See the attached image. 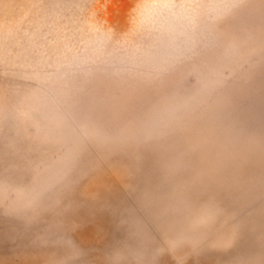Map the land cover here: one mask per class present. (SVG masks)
<instances>
[{"label": "rangeland", "instance_id": "374dc122", "mask_svg": "<svg viewBox=\"0 0 264 264\" xmlns=\"http://www.w3.org/2000/svg\"><path fill=\"white\" fill-rule=\"evenodd\" d=\"M0 264H264V0H0Z\"/></svg>", "mask_w": 264, "mask_h": 264}, {"label": "bare ground", "instance_id": "6f19581e", "mask_svg": "<svg viewBox=\"0 0 264 264\" xmlns=\"http://www.w3.org/2000/svg\"><path fill=\"white\" fill-rule=\"evenodd\" d=\"M132 177H133V175H132ZM185 194H186V192H185ZM181 197H182V196H181ZM169 204H170V203H169ZM160 205H161V204H160ZM174 205H175V204H174ZM174 205H172V207H175ZM162 206H163V205H162ZM166 206H167V205H166ZM166 206H165V207H166ZM167 208H168V207H167ZM169 208H171V205H170ZM173 209H175V208H172V210H173ZM168 210H171V209H168ZM172 210H171V211H172ZM176 210H177V209H175V210H173V211H175V212L177 213ZM166 211H167V210H166ZM173 211H172V212H173ZM179 211H180V210H179ZM179 211H178V212H179ZM167 212H168V211H167ZM169 212H170V211H169ZM197 212H198V211H197ZM182 213H183V212H181V213H179V214H182ZM185 213H186V212H185ZM165 214H166V213H165ZM179 214H178V215H179ZM197 214H198V213H197ZM199 214H200V213H199ZM176 215H177V214H176ZM178 215H177V216H178ZM186 215H188V214L186 213ZM173 216H174V213H172L171 215H170V213H168V216H167V214L164 215V213H163L162 215H160V219H162V220H164V221H169V220H173V221H174V220H175V219H174L175 216H174V217H173ZM182 216H183V215H182ZM178 217H179V216H178ZM178 217H177V218H178ZM179 219H182L181 216L179 217ZM10 221H12V220L9 218V222H10ZM12 222H13V221H12ZM16 223H17V222H16ZM186 227H187V226H186ZM173 231H174V230H173ZM175 231H176L177 233H180V232L183 233L184 231H186V228L182 225V227H178L177 229H175ZM196 232H197V230H196ZM199 232H200V231H199ZM200 233H201V232H200ZM193 234H194V233H193ZM194 236H195V234H194ZM196 237H198L197 239L201 238V234L198 233V236H196ZM143 238H144V237H143ZM241 242H242V241H241ZM239 243H240V242H239ZM239 243H237V244H239ZM236 246H237V245H236ZM236 246H235V247H236ZM242 246H243V245L241 244L240 249H239L238 246H237V247H238L239 250H243V249H245V248L242 247ZM241 248H243V249H241ZM231 251H232V250H231ZM246 251H247V250H246ZM229 252H230V251H229ZM236 252H237V251H236ZM231 253H232V252H231ZM237 253H238V252H237ZM241 254H242V253H241Z\"/></svg>", "mask_w": 264, "mask_h": 264}]
</instances>
